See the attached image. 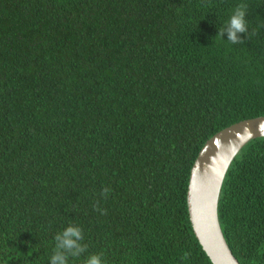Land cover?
<instances>
[{
  "label": "trees",
  "instance_id": "16d2710c",
  "mask_svg": "<svg viewBox=\"0 0 264 264\" xmlns=\"http://www.w3.org/2000/svg\"><path fill=\"white\" fill-rule=\"evenodd\" d=\"M241 3L232 44L217 36ZM261 115L264 0H0V264H50L70 224L88 250L69 264H213L191 169ZM219 219L239 262L264 264V137L230 165Z\"/></svg>",
  "mask_w": 264,
  "mask_h": 264
},
{
  "label": "water",
  "instance_id": "95a60500",
  "mask_svg": "<svg viewBox=\"0 0 264 264\" xmlns=\"http://www.w3.org/2000/svg\"><path fill=\"white\" fill-rule=\"evenodd\" d=\"M264 137V115L238 121L207 140L191 169L187 202L193 231L213 264H241L219 219V200L227 171L241 149Z\"/></svg>",
  "mask_w": 264,
  "mask_h": 264
},
{
  "label": "clouds",
  "instance_id": "9594fccd",
  "mask_svg": "<svg viewBox=\"0 0 264 264\" xmlns=\"http://www.w3.org/2000/svg\"><path fill=\"white\" fill-rule=\"evenodd\" d=\"M247 5L241 3L235 7L229 20L226 22L225 27L220 29L217 37L223 38L225 31L228 35V41L232 44H241L243 41L237 35L238 33H248V23L246 19ZM255 31L252 35H255ZM111 189L105 187L102 191V195L107 196ZM97 210L101 211L102 214H106V209L101 210L97 206ZM55 248L53 254L50 257V264H69V257H80L82 254L87 252L88 245L83 243L84 232L83 229L78 225L70 224L63 231L59 232L55 236ZM187 253L185 258H187ZM84 264H104L102 254H92L88 256Z\"/></svg>",
  "mask_w": 264,
  "mask_h": 264
}]
</instances>
